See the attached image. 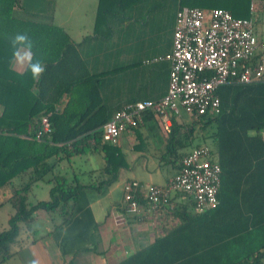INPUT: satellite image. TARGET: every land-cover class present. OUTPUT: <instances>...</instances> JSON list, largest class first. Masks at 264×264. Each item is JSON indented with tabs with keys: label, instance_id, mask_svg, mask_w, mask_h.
I'll list each match as a JSON object with an SVG mask.
<instances>
[{
	"label": "trees",
	"instance_id": "obj_1",
	"mask_svg": "<svg viewBox=\"0 0 264 264\" xmlns=\"http://www.w3.org/2000/svg\"><path fill=\"white\" fill-rule=\"evenodd\" d=\"M165 1L97 0L93 33L109 39L117 20L123 22L134 19L136 13L145 15L161 10L159 6ZM173 2L175 13L185 6L223 8L235 18L249 17L251 2L255 4L256 17L264 7V0ZM17 6L18 0H0V207L10 203L14 208L7 227L0 230V264L19 252L22 233L31 234L36 212L47 214L53 224L52 231L59 228L72 216L82 189H99L102 184L115 180L119 170L127 166L120 146L101 140V127L115 111L128 103L115 110L101 101L95 103L93 98L99 92L100 76L105 72H89L77 48L81 43L72 42L64 28L52 22L19 17L15 13ZM17 32L29 34L34 41V60L39 59L45 65L46 71L39 81H33L25 69L18 72L11 67L13 49L9 40ZM216 95L220 108L215 115H189L186 122L171 113V124L166 129L160 116L147 109L135 127L150 124L157 128L156 134L167 160L178 168L182 155L198 145H206L211 159L220 166L216 207L198 213L187 208H194L191 196L179 193L172 198H186L178 201V209H175L182 223L177 229L188 226L191 231L193 223L203 222L200 232L206 239L195 243L194 253L189 254H195L196 258L161 261L160 264H261L264 258V240L257 244L250 237L254 230L231 229L226 234H217L213 242L208 228L209 217L223 205L227 190L240 186L243 176L264 152L261 135L264 129V84H223L217 87ZM63 96L66 100L61 108H57ZM42 116H47L51 131L37 139L35 134ZM87 152L102 155V169L109 176L106 180L85 185L79 182L76 173L68 178L65 172L54 171L60 162L70 163L73 157ZM41 181L49 184L48 198L30 202L29 192ZM36 239L31 236L28 242L33 243ZM143 252L145 250L138 253Z\"/></svg>",
	"mask_w": 264,
	"mask_h": 264
},
{
	"label": "crops",
	"instance_id": "obj_2",
	"mask_svg": "<svg viewBox=\"0 0 264 264\" xmlns=\"http://www.w3.org/2000/svg\"><path fill=\"white\" fill-rule=\"evenodd\" d=\"M96 6L97 0H18L15 13L39 22H52L64 28L72 42L81 43L77 48L89 72H105L100 76L95 103L101 101L115 110L125 103L162 98L168 88L169 63L154 59L172 48L175 11L168 16L156 9L145 15L136 13L134 19L117 20L107 39L93 33ZM59 9L64 11L63 15ZM261 13L255 15V31L264 39L256 28ZM11 67L18 72L24 70L13 59ZM65 100L63 96L57 108ZM179 116L186 122L190 117L184 111ZM156 130L153 125L143 124L123 131L118 145L127 166L119 170L116 179L99 189H82L70 219L53 231L47 214L36 212L32 235L22 233L19 252L1 264L11 260L18 264L33 261L37 264H160L195 259V254H189L194 253L195 243L205 241L206 237L200 232L201 221L193 223L191 231L188 226L177 229L182 223L175 209L178 201L186 198L176 197L173 211L161 208L150 212L142 207L135 215L127 212L122 203L126 181L135 179L143 184L165 185L178 170L177 165L167 160ZM81 155H85L84 168L78 167L74 160ZM81 155L73 157L70 163L60 162L54 171L65 172L68 178L76 173L79 182L85 185L98 184L109 177L103 172L104 159L99 152ZM187 208L194 210L193 206ZM208 223L213 242L217 234H226L231 229H251L254 230L250 235L252 242L263 243L264 152L243 176L240 186L227 190L223 205L210 215ZM45 232L49 233L41 235ZM31 236L37 238L33 243L28 242ZM155 244L153 250L146 252ZM142 250L145 252L139 254Z\"/></svg>",
	"mask_w": 264,
	"mask_h": 264
},
{
	"label": "built area",
	"instance_id": "obj_3",
	"mask_svg": "<svg viewBox=\"0 0 264 264\" xmlns=\"http://www.w3.org/2000/svg\"><path fill=\"white\" fill-rule=\"evenodd\" d=\"M249 11V17L235 18L223 8H178L172 48L154 59L169 62L166 94L156 101H135L122 106L102 125L101 140L119 144L122 132L135 128L147 109L158 114L167 129L171 113L217 114L219 85L264 84V39L255 31L254 2ZM50 131L47 116H42L35 138L40 139ZM261 135L264 139V129ZM219 186V164L211 159L206 145H198L182 155L176 174L165 185L143 184L135 179L126 181L122 203L133 215L142 207L150 212L161 208L173 211L176 202L172 198L185 193L192 197L195 211L201 213L217 206Z\"/></svg>",
	"mask_w": 264,
	"mask_h": 264
},
{
	"label": "rangeland",
	"instance_id": "obj_4",
	"mask_svg": "<svg viewBox=\"0 0 264 264\" xmlns=\"http://www.w3.org/2000/svg\"><path fill=\"white\" fill-rule=\"evenodd\" d=\"M161 12L163 14H167L171 16L172 13L175 11V4L173 0H166L161 6H159ZM264 9V7H263ZM60 10V9H59ZM60 10V13L63 15L64 11ZM264 11V10H263ZM257 32L264 37V12L261 13L258 23L256 24ZM85 155H81L76 157L74 160L78 167L84 168L86 165ZM48 187L49 184L46 182H39L31 192L28 194V200L30 202H35L39 199H47L48 198ZM14 208L10 203H6L0 207V230L7 227V220L11 214H13ZM38 216V215H37ZM4 264H18L16 261L11 260L8 263Z\"/></svg>",
	"mask_w": 264,
	"mask_h": 264
},
{
	"label": "clouds",
	"instance_id": "obj_5",
	"mask_svg": "<svg viewBox=\"0 0 264 264\" xmlns=\"http://www.w3.org/2000/svg\"><path fill=\"white\" fill-rule=\"evenodd\" d=\"M13 49L12 57L17 66L30 73L33 81H39L46 71L44 63L33 58L34 41L26 32H17L9 40ZM32 264H37L33 261Z\"/></svg>",
	"mask_w": 264,
	"mask_h": 264
}]
</instances>
